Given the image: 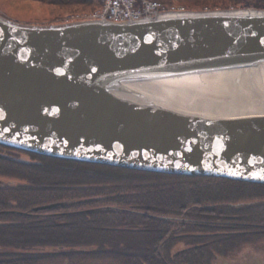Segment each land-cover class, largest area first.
I'll return each instance as SVG.
<instances>
[{
  "label": "water",
  "instance_id": "95a60500",
  "mask_svg": "<svg viewBox=\"0 0 264 264\" xmlns=\"http://www.w3.org/2000/svg\"><path fill=\"white\" fill-rule=\"evenodd\" d=\"M264 75V8L31 24L0 13V144L46 156L264 184V113L191 108L208 76ZM205 90V91H202ZM48 203L35 210L51 209Z\"/></svg>",
  "mask_w": 264,
  "mask_h": 264
},
{
  "label": "trees",
  "instance_id": "16d2710c",
  "mask_svg": "<svg viewBox=\"0 0 264 264\" xmlns=\"http://www.w3.org/2000/svg\"><path fill=\"white\" fill-rule=\"evenodd\" d=\"M34 1L86 10L103 4ZM187 5L264 8V0ZM0 175L8 178L0 177V264H216L264 246L262 183L75 161L2 144ZM52 202L59 204L35 210Z\"/></svg>",
  "mask_w": 264,
  "mask_h": 264
},
{
  "label": "bare ground",
  "instance_id": "6f19581e",
  "mask_svg": "<svg viewBox=\"0 0 264 264\" xmlns=\"http://www.w3.org/2000/svg\"><path fill=\"white\" fill-rule=\"evenodd\" d=\"M212 81L223 80L226 87L220 96L203 92L191 100L180 95L189 107L228 115L264 113V75L259 68L247 67L227 73L208 76Z\"/></svg>",
  "mask_w": 264,
  "mask_h": 264
},
{
  "label": "rangeland",
  "instance_id": "374dc122",
  "mask_svg": "<svg viewBox=\"0 0 264 264\" xmlns=\"http://www.w3.org/2000/svg\"><path fill=\"white\" fill-rule=\"evenodd\" d=\"M183 1H175V3H179L185 5L186 8H190L187 5L188 0ZM69 7V9L61 8L57 5L45 4L34 0H0V12L4 16L19 22L31 24L65 23L75 19L78 13L93 11L86 10L87 8L79 5H71ZM206 8H209V6L205 7L204 10H208ZM193 89L194 88H190L186 90L183 93L184 96L190 97L193 95H199L201 92H196ZM0 177L8 179L6 176L0 175ZM91 264H95V262ZM216 264H264V246L259 249L252 247V245L248 246L241 251H238L232 258H224Z\"/></svg>",
  "mask_w": 264,
  "mask_h": 264
},
{
  "label": "built area",
  "instance_id": "2783aa9c",
  "mask_svg": "<svg viewBox=\"0 0 264 264\" xmlns=\"http://www.w3.org/2000/svg\"><path fill=\"white\" fill-rule=\"evenodd\" d=\"M100 9L78 13L76 18L109 19L116 22L156 16L167 10H186L185 5L168 0H103Z\"/></svg>",
  "mask_w": 264,
  "mask_h": 264
},
{
  "label": "flooded vegetation",
  "instance_id": "af4514ba",
  "mask_svg": "<svg viewBox=\"0 0 264 264\" xmlns=\"http://www.w3.org/2000/svg\"><path fill=\"white\" fill-rule=\"evenodd\" d=\"M221 260H223V259H218V260L216 261V263H217L218 261H221Z\"/></svg>",
  "mask_w": 264,
  "mask_h": 264
}]
</instances>
